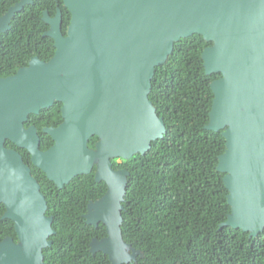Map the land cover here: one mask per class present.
<instances>
[{
	"label": "water",
	"instance_id": "1",
	"mask_svg": "<svg viewBox=\"0 0 264 264\" xmlns=\"http://www.w3.org/2000/svg\"><path fill=\"white\" fill-rule=\"evenodd\" d=\"M32 0H20L0 18V32ZM70 12L67 34L58 11L51 30L55 53L48 62L32 58L15 75L0 79V204L2 218L14 222L18 244L0 242V264H45L43 250L55 234L45 216L46 201L20 154L59 189L91 173L107 186L104 196L87 206L84 219L106 237L90 243L111 264L135 259L120 225L128 171L114 170L112 160L144 155L165 134L162 118L149 101L154 70L175 42L201 35L212 46L202 53L214 94L206 130L222 131L226 150L217 170L224 174L231 213L221 225L264 232V0H63ZM54 102L62 104V123L43 131L54 141L39 149L36 128L24 127ZM98 137L95 150L88 141Z\"/></svg>",
	"mask_w": 264,
	"mask_h": 264
},
{
	"label": "trees",
	"instance_id": "2",
	"mask_svg": "<svg viewBox=\"0 0 264 264\" xmlns=\"http://www.w3.org/2000/svg\"><path fill=\"white\" fill-rule=\"evenodd\" d=\"M16 1L0 0V16ZM48 1L38 0L16 13L10 30L0 36V78L26 67L32 57L43 62L53 57V40L42 37L47 26L41 16ZM57 1L65 36L71 15ZM212 45L198 34L174 43L154 70L148 96L164 121L165 134L144 155L112 160L114 170L128 171L120 229L128 250L136 253L126 264H264V232L251 237L249 232L221 226L231 213L224 174L217 170L226 140L222 131L205 129L214 99L211 83L221 78L204 72L202 53ZM61 107L54 102L39 114H30L24 124L35 125L41 151L54 144L43 128L62 123ZM97 142L98 137L90 138L88 148L95 150ZM5 147L28 157L8 140ZM30 166L55 231L51 245L43 250L45 264H111L102 252L90 251L92 240L106 237L105 225L95 227L84 219L88 204L107 191L103 181L94 180L96 167L59 189L39 168ZM5 211L0 204V242L12 238L17 243L14 222L2 218Z\"/></svg>",
	"mask_w": 264,
	"mask_h": 264
},
{
	"label": "flooded vegetation",
	"instance_id": "3",
	"mask_svg": "<svg viewBox=\"0 0 264 264\" xmlns=\"http://www.w3.org/2000/svg\"><path fill=\"white\" fill-rule=\"evenodd\" d=\"M20 0H17L11 7H13L15 4H17L18 2H19ZM36 1H38V0H32V2L31 3H29V4H26L20 11H22L25 7H28V6H32V5H35V2ZM62 1V5H63V7H65L64 6V4H63V0H61ZM48 4H49V6L48 7H46V9L45 10H43L42 11V16H41V20L44 22V24L47 26V30H45L44 32H43V34H42V37H47V36H45L44 34H46L47 32H49L50 30H51V24H48L46 21H44V15L46 14V17H47V19L48 20H54L55 19V17H56V14H57V12L59 11L60 12V18H61V26H60V30H61V33H62V13H61V10H60V8H59V3H58V1L57 0H49L48 1ZM53 4H54V6H53ZM10 7V8H11ZM10 8H8L7 9V11L2 15V16H0V18H2V17H4L5 15H6V13L9 11V9ZM66 8V7H65ZM67 9V8H66ZM68 10V9H67ZM19 11V12H20ZM19 12H16V13H19ZM15 16V15H14ZM13 18V17H12ZM11 18V19H12ZM11 21V20H10ZM10 30V22H9V29H7L6 31H1L0 32V36H2L4 33H6V32H8ZM66 34H67V30H66ZM62 35H63V33H62ZM64 36V35H63ZM66 36V35H65ZM64 36V37H65ZM47 38H50V37H47ZM51 39V38H50ZM53 40V39H52ZM53 46H54V41H53ZM32 58H34V57H32ZM31 58V59H32ZM38 58V57H37ZM30 59V60H31ZM29 60V61H30ZM29 61H28V63H29ZM28 66V65H27ZM20 69V68H19ZM18 71V70H17ZM16 71V72H17ZM16 72H15V74H16ZM15 74H13V75H15ZM10 76H12V75H10ZM10 76H8V77H10ZM4 78H7V77H4ZM4 78H0V79H4ZM28 118H29V116H28ZM28 121V120H27ZM26 121V122H27ZM25 124V123H24ZM31 126H34L35 127V125H30L29 127H31ZM29 127H27V128H29ZM36 128V127H35ZM45 128H43V130H44ZM44 132V131H43ZM40 140V139H39ZM13 150H15V149H13ZM48 150V149H47ZM15 151H17V150H15ZM26 151V150H25ZM18 152V151H17ZM27 152V151H26ZM19 154H20V156H21V158H22V161H23V163L29 168V170H30V174H31V176L35 179V177H34V175L32 174V170H31V166L30 165H33V163H32V161H31V155L27 152V154H28V157L25 155V154H21L20 152H18ZM34 166V165H33ZM34 167H36V166H34ZM37 168V167H36ZM35 181L37 182V180L35 179ZM43 195V194H42ZM45 199V198H44ZM45 216H46V212H45ZM46 217H48V216H46ZM48 218H50V217H48ZM19 242V241H18ZM18 242L16 243V244H18ZM15 243V242H14Z\"/></svg>",
	"mask_w": 264,
	"mask_h": 264
},
{
	"label": "rangeland",
	"instance_id": "4",
	"mask_svg": "<svg viewBox=\"0 0 264 264\" xmlns=\"http://www.w3.org/2000/svg\"><path fill=\"white\" fill-rule=\"evenodd\" d=\"M118 162H120V160H117ZM127 254L130 253V251L128 249L125 250Z\"/></svg>",
	"mask_w": 264,
	"mask_h": 264
}]
</instances>
